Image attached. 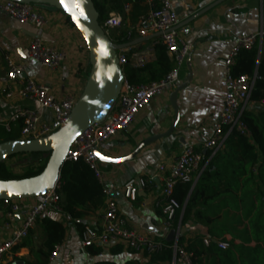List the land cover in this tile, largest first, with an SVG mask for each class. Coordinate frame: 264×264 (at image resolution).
Instances as JSON below:
<instances>
[{
  "label": "crops",
  "instance_id": "crops-1",
  "mask_svg": "<svg viewBox=\"0 0 264 264\" xmlns=\"http://www.w3.org/2000/svg\"><path fill=\"white\" fill-rule=\"evenodd\" d=\"M172 3L179 18V25L215 5L188 25L178 28L180 35L190 42L191 52L181 68L179 81L175 87H169L157 94L149 105L140 110L128 130L118 133L99 148L106 157L121 158L130 155L149 137L168 132L176 118L172 95L179 87L186 85L177 93L179 121L169 137L145 147L132 162L110 164L99 160L104 187L113 192L119 214L127 222V226L143 236L165 244L168 242L167 228L159 204L158 191H139L137 199L131 201L124 195V185L131 179L156 175L160 165L169 167L190 147L201 151L203 155L212 151L206 150L204 145L211 138L224 105L225 60L237 38L256 33L264 19V0H172ZM36 10L47 20V24L42 29L32 25H20L6 13L0 12V49L24 67L20 82L34 79L39 83L47 84L58 99L68 95L79 97L85 88L86 77L90 70L86 44L64 13L45 7ZM35 39H41L45 44L67 53V59L57 71H51L30 59L29 46ZM151 42L140 46L145 48ZM255 51L257 67L264 66V47ZM6 75L7 64L0 52V130L5 129L4 124L14 114L24 109L38 110V105L34 101L6 98L2 85V79ZM12 88L18 89L19 84H12ZM245 110L257 117L264 113V102L249 101ZM43 116L48 122L53 121V114L50 111H44ZM17 129L18 126L13 125L12 130ZM38 162L32 156L25 155L9 160L8 164L14 173L20 174V169L38 165ZM204 168L202 167V172ZM200 175L192 185L189 198L197 187ZM247 201L250 202L249 199ZM30 202L34 201L30 200ZM103 208L104 206L95 212L86 211L75 221L66 218L61 211L49 210L43 217L60 221L66 227L65 241L60 246L58 257L51 260V256L46 258L42 254L45 252L44 244L47 237L41 221H38L29 237L2 264L103 262L170 264L172 262L173 259L152 262L151 256L130 250L125 244L107 246L101 248L100 255H92L89 248H84L82 245V232L85 226L96 229L100 227ZM7 211L8 208L0 203V244L12 238L14 232L20 229L24 218L22 214L15 215L14 220L10 221L6 217ZM228 218L232 222L234 213L229 214ZM208 219L214 220L212 210L209 206L198 205L193 209L188 224L181 227V247L193 255L195 264H254L251 254L257 249L262 253L261 262L264 264V238L262 241H257V234L251 233L250 229L246 230L248 224L246 220L244 221V217H242L243 224L236 227L229 224L226 231H223L219 222L209 224ZM180 224L181 220L178 227ZM205 239L210 240L209 246L205 245ZM220 243H227L229 248L220 249Z\"/></svg>",
  "mask_w": 264,
  "mask_h": 264
},
{
  "label": "built area",
  "instance_id": "built-area-1",
  "mask_svg": "<svg viewBox=\"0 0 264 264\" xmlns=\"http://www.w3.org/2000/svg\"><path fill=\"white\" fill-rule=\"evenodd\" d=\"M140 1L148 4L151 10L136 26L132 27L125 21L124 15L127 16L130 13L131 6L124 5L122 14L112 13L101 27L108 37L113 29L128 28L127 39L130 41L129 43L158 34H161V36L154 38L150 45L145 48L136 45L117 51L119 65L125 76L120 96L104 121L94 124L76 139L68 152L67 160L68 162L84 161L102 185L106 197L100 215V227L98 229L92 226L83 228V247L87 249L92 247L104 248L125 244L130 250L152 256L162 255L166 250V244L143 236L127 226V222L119 214L116 201L113 199V192L104 187V178L96 152L118 133L128 130L140 110L149 105L157 94L169 87H175L179 81L181 68L191 52L190 42L186 41L179 33V18L172 0H157V3L155 0ZM0 12L6 13L20 25H32L37 29H42L47 24L46 18L31 3L0 0ZM73 27L75 28L74 25ZM159 45L166 48L173 64L172 70L159 81L139 86L129 83L126 78V68L129 67L134 70L146 68L154 61L156 47ZM263 47L264 19L256 33L237 38L225 60L224 105L212 136L204 145L206 150L218 151L233 133L245 137L249 136V129L243 121V115L246 105L250 101L255 80L248 76L234 77L233 68L242 51H252ZM0 52L7 64V75L2 79L6 98L10 100H31L38 105V110L24 109L14 114L4 124L5 130L10 133L13 125L19 126L21 139L24 140L40 139L56 132L68 120L80 96L68 95L63 99H58L47 84L39 83L34 79L20 82L24 67L17 64L2 49H0ZM29 57L41 66L55 72L67 59V53L45 44L41 39H35L30 43ZM15 83L19 84V88L16 90L12 88V84ZM44 111H50L53 114L52 122L44 119ZM203 157L201 151L190 147L169 167L160 165L156 175L131 179L123 188L125 197L131 201L137 199L139 191H158L159 204L165 217V227L169 232L173 230L178 232L176 243H173L174 258L170 264H195L193 255L179 246L181 228H176L175 225L182 206L175 199L174 192L178 185H193L195 183L202 172ZM61 188L62 182L60 179L52 192L33 199L34 202H30V200L1 202L8 208L6 212L8 220L13 221L15 215L21 214L24 215V218L20 229L14 232L12 238L0 244V264L7 257H11L14 250L29 237L40 217L51 209L60 211L61 197L59 191ZM204 243L209 246L211 242L205 239ZM219 248L226 250L229 245L220 243ZM59 252L60 247L56 248L51 254V260H55Z\"/></svg>",
  "mask_w": 264,
  "mask_h": 264
},
{
  "label": "trees",
  "instance_id": "trees-1",
  "mask_svg": "<svg viewBox=\"0 0 264 264\" xmlns=\"http://www.w3.org/2000/svg\"><path fill=\"white\" fill-rule=\"evenodd\" d=\"M157 3V0H155ZM99 13V23L102 25L113 13H123V6L131 4V11L125 21L130 26H136L139 21L148 15L151 7L140 0H93ZM158 6V5H157ZM114 44H127L128 28L113 29L109 35ZM115 40V41H114ZM173 68V64L164 46L156 47V59L142 70L126 68V78L129 83L139 86L159 81ZM256 75L258 77H256ZM233 76H248L255 80L250 102H264V66L257 67V52L242 51L236 59ZM243 121L249 129V136L231 134L223 146L214 155L213 151L203 155L204 170L200 175L197 187L189 198L192 185L182 184L175 188L174 197L182 206L177 221L181 220L184 227L191 219L193 209L198 205L209 206L214 220L208 223L219 222L223 231L228 225H241L246 220V230L257 234V241L264 238V113L257 117L245 110ZM21 139L20 127L10 133L0 130V144ZM18 155V156H25ZM14 156L9 160L18 157ZM38 165L27 167L21 174H16L10 168L8 161L0 163V181H10L31 178L39 175L45 168L49 155L32 154ZM46 156L44 159L43 157ZM62 188L59 191L61 214L75 221L86 211H99L105 204L106 197L103 187L95 177L94 172L82 160L67 162L61 171ZM250 200L248 202L247 200ZM184 210L183 214L182 211ZM234 213L232 222L229 214ZM182 214V215H181ZM205 216V215H204ZM238 217V218H237ZM244 217V221L242 219ZM42 227L46 233V242L42 254L49 258L51 254L65 241L66 227L49 217H40ZM247 226L249 228H247ZM182 241L179 239V246ZM92 255H100L101 248H89ZM259 249L252 252L254 264H262V253ZM187 251V250H186ZM190 251V250H189ZM188 252V251H187ZM173 243L166 242V250L162 255H152V262L171 261L173 259ZM228 256V253H227ZM195 263V262H194ZM99 264H115L103 262Z\"/></svg>",
  "mask_w": 264,
  "mask_h": 264
},
{
  "label": "water",
  "instance_id": "water-1",
  "mask_svg": "<svg viewBox=\"0 0 264 264\" xmlns=\"http://www.w3.org/2000/svg\"><path fill=\"white\" fill-rule=\"evenodd\" d=\"M8 1L31 4L39 3L64 13L86 44L89 52L90 74L70 117L56 132L40 139H19L0 144V163L23 154L49 155L46 166L39 175L26 179L0 181V203L4 201L33 200L54 190L56 184L61 179L62 168L68 162L67 155L72 144L94 124L104 121L120 96L125 76L119 65L117 51L127 47L143 45L161 36V34H158L124 45L114 44L99 23V13L95 8L93 0ZM212 6L187 20L182 25H179L178 28L188 25L211 9ZM185 86L179 87L172 95V105L176 110V118L168 132L149 137L139 144L130 155L121 158L106 157L98 149L96 152L99 160L110 164L132 162L145 147L169 137L179 121V111L176 101L177 93ZM179 227L181 228V224ZM166 234L168 242L176 243L178 234L176 230L167 231Z\"/></svg>",
  "mask_w": 264,
  "mask_h": 264
},
{
  "label": "rangeland",
  "instance_id": "rangeland-1",
  "mask_svg": "<svg viewBox=\"0 0 264 264\" xmlns=\"http://www.w3.org/2000/svg\"><path fill=\"white\" fill-rule=\"evenodd\" d=\"M34 6L36 7V8H43V7H45V8H48V9H53L52 7H46V5H43V4H39V3H36V4H34ZM55 9V8H54ZM115 41V40H114ZM89 74H90V70H89V73L87 74V77H86V81L88 80V78H89ZM19 157V156H18ZM99 164H100V162H99ZM25 170V169H24ZM23 168L22 169H20L19 170V173L21 174L23 171Z\"/></svg>",
  "mask_w": 264,
  "mask_h": 264
}]
</instances>
